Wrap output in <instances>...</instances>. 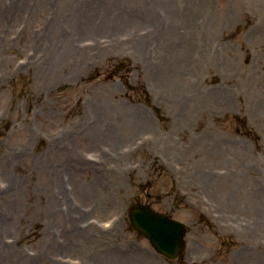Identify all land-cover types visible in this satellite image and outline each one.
I'll return each instance as SVG.
<instances>
[{"label":"rangeland","instance_id":"rangeland-1","mask_svg":"<svg viewBox=\"0 0 264 264\" xmlns=\"http://www.w3.org/2000/svg\"><path fill=\"white\" fill-rule=\"evenodd\" d=\"M136 204L187 224L181 259L133 229ZM258 215L264 0H0L3 244L49 264H264Z\"/></svg>","mask_w":264,"mask_h":264},{"label":"water","instance_id":"water-1","mask_svg":"<svg viewBox=\"0 0 264 264\" xmlns=\"http://www.w3.org/2000/svg\"><path fill=\"white\" fill-rule=\"evenodd\" d=\"M134 229L151 242L157 252L177 259L182 256L186 226L146 205H135L129 213Z\"/></svg>","mask_w":264,"mask_h":264},{"label":"bare ground","instance_id":"bare-ground-1","mask_svg":"<svg viewBox=\"0 0 264 264\" xmlns=\"http://www.w3.org/2000/svg\"><path fill=\"white\" fill-rule=\"evenodd\" d=\"M187 1H190V0H187ZM165 4H167V3H165ZM171 10L172 9L169 7V4H168V5L160 7L159 13H165L166 16H167V14ZM76 15H79V14H76ZM172 17H173V20L171 22H173L172 23L173 26L175 24H177L179 21H181V19L179 17H177L176 15L172 16ZM178 26L179 25L174 26L175 29L172 30L171 34H174L176 32L175 30H177ZM167 32L168 31H166L165 29L163 30V33L166 34ZM149 33H151V31H147L144 35H148ZM130 36H131L132 39H135V38H133L131 32H130ZM136 36H137V39H139V41L142 43L143 40H144V36L143 35H136ZM141 46H143L144 48L148 47V46H146L145 43H142ZM68 53H69V51H68ZM131 122L134 123V122H137V121L134 120V121H131ZM72 158H73L75 164H77L75 166V169L79 168V167H82L83 165H89V163L86 160H85V162H83V161L80 160V158H78V159L75 158V157H72ZM39 161L40 160H38V162ZM47 162L48 161L45 160V165L47 164ZM98 164H95V165H98ZM91 165L92 164H90L89 167ZM53 167H54V162L51 163V168L54 169ZM208 176H210V175H208ZM232 178L237 179L238 175H234V176H232ZM61 202H62L61 203V207H62L63 210H65L66 209V200H65L63 192H61ZM50 208L52 210H55V205L53 206L52 201L50 203ZM253 221H254V224H252V227L256 229V228H259L262 225V222H264V218H263V216H259L258 215L256 217H254ZM83 228H85V227H83ZM3 239H4V237L1 236L0 237V261L3 260L5 262H8V263H4V264H49V262H50L49 259L52 258V257H49L48 254L44 255L45 257L43 255L41 257V255H40V257L26 258V257L22 256L21 254L16 253L15 251H13L12 248L10 246H8L7 244H3V243H5ZM61 242H63V239H61ZM63 244L66 245V242H63Z\"/></svg>","mask_w":264,"mask_h":264}]
</instances>
